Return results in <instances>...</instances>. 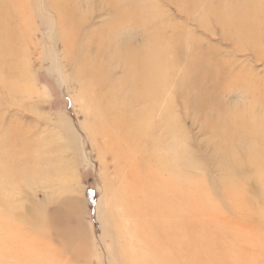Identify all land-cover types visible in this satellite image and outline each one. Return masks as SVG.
Here are the masks:
<instances>
[{
	"label": "rangeland",
	"instance_id": "374dc122",
	"mask_svg": "<svg viewBox=\"0 0 264 264\" xmlns=\"http://www.w3.org/2000/svg\"><path fill=\"white\" fill-rule=\"evenodd\" d=\"M0 264H264V0H0Z\"/></svg>",
	"mask_w": 264,
	"mask_h": 264
},
{
	"label": "bare ground",
	"instance_id": "6f19581e",
	"mask_svg": "<svg viewBox=\"0 0 264 264\" xmlns=\"http://www.w3.org/2000/svg\"><path fill=\"white\" fill-rule=\"evenodd\" d=\"M135 58H136V57H135ZM134 60H135V59H134ZM139 63H140V62H139ZM136 66H137V65H136ZM139 66H140V65H139ZM132 67H133V66H132ZM137 67H138V66H137ZM137 67H136V68H137ZM132 69H133V68H132ZM137 71H138V70H137ZM126 128H127V129H130V128H132V126L127 125ZM126 128H125V129H126ZM127 129H126V130H127ZM179 195H180V194H179Z\"/></svg>",
	"mask_w": 264,
	"mask_h": 264
}]
</instances>
